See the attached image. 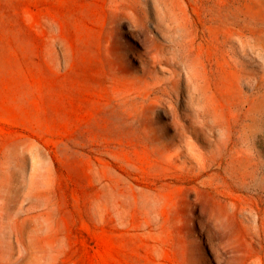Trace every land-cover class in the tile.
I'll use <instances>...</instances> for the list:
<instances>
[{"label": "rangeland", "instance_id": "rangeland-1", "mask_svg": "<svg viewBox=\"0 0 264 264\" xmlns=\"http://www.w3.org/2000/svg\"><path fill=\"white\" fill-rule=\"evenodd\" d=\"M0 264H264V0H0Z\"/></svg>", "mask_w": 264, "mask_h": 264}]
</instances>
